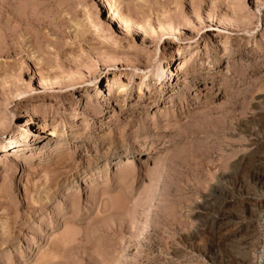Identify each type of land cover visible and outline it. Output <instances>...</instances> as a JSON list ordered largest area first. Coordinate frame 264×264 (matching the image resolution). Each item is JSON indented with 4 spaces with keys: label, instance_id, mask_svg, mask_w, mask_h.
Returning a JSON list of instances; mask_svg holds the SVG:
<instances>
[{
    "label": "rangeland",
    "instance_id": "rangeland-1",
    "mask_svg": "<svg viewBox=\"0 0 264 264\" xmlns=\"http://www.w3.org/2000/svg\"><path fill=\"white\" fill-rule=\"evenodd\" d=\"M0 264H264V0H0Z\"/></svg>",
    "mask_w": 264,
    "mask_h": 264
},
{
    "label": "bare ground",
    "instance_id": "bare-ground-1",
    "mask_svg": "<svg viewBox=\"0 0 264 264\" xmlns=\"http://www.w3.org/2000/svg\"><path fill=\"white\" fill-rule=\"evenodd\" d=\"M194 51L195 50H191L189 55L190 56L193 55L195 53ZM174 64H175V66L171 65V62H169L168 57H164L163 60L157 61L154 68L150 72L149 82L147 83L148 87H149V85H152V84H150V81H154L155 84L158 83L160 88H161V86L167 81V79H168V81L172 80V74L174 73V71L176 69V63H174ZM125 159H126V163H127V161L130 162L131 157H127ZM124 175H126V174H124ZM122 176H123V174H122Z\"/></svg>",
    "mask_w": 264,
    "mask_h": 264
}]
</instances>
